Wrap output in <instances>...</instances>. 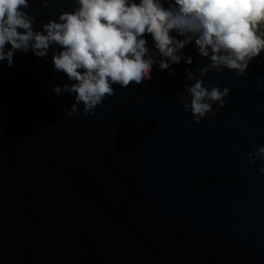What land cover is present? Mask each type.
Returning <instances> with one entry per match:
<instances>
[{
  "label": "water",
  "instance_id": "obj_1",
  "mask_svg": "<svg viewBox=\"0 0 264 264\" xmlns=\"http://www.w3.org/2000/svg\"><path fill=\"white\" fill-rule=\"evenodd\" d=\"M38 22L69 6L49 0ZM38 8V0H33ZM153 70L144 88L114 95L94 115L67 116V77L17 52L0 63V264H264V60L228 87L217 115L197 124L180 99L187 70Z\"/></svg>",
  "mask_w": 264,
  "mask_h": 264
},
{
  "label": "clouds",
  "instance_id": "obj_2",
  "mask_svg": "<svg viewBox=\"0 0 264 264\" xmlns=\"http://www.w3.org/2000/svg\"><path fill=\"white\" fill-rule=\"evenodd\" d=\"M0 0V63L12 67L17 52L51 56L55 71L68 83L54 85L56 95L73 97L65 115H94L114 87L144 88L154 68L169 75L193 59L195 46L208 61L187 70L180 99L197 124L217 115L230 95L228 87L204 85L209 72L246 76L254 60H264V0H70L69 6L38 22L49 0ZM264 87V84H258ZM264 175V146L249 162Z\"/></svg>",
  "mask_w": 264,
  "mask_h": 264
}]
</instances>
